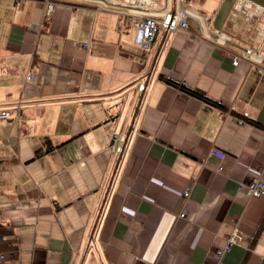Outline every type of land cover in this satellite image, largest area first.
<instances>
[{
  "label": "crops",
  "instance_id": "crops-1",
  "mask_svg": "<svg viewBox=\"0 0 264 264\" xmlns=\"http://www.w3.org/2000/svg\"><path fill=\"white\" fill-rule=\"evenodd\" d=\"M167 2L188 29L151 70L132 23ZM263 32L264 0H0V264H264Z\"/></svg>",
  "mask_w": 264,
  "mask_h": 264
},
{
  "label": "built area",
  "instance_id": "built-area-1",
  "mask_svg": "<svg viewBox=\"0 0 264 264\" xmlns=\"http://www.w3.org/2000/svg\"><path fill=\"white\" fill-rule=\"evenodd\" d=\"M21 1V0H15ZM55 6L54 3H49L47 6V10L51 11ZM133 27L135 29L134 41L141 48V50L146 52H151L150 58V67L151 70L155 69L156 65L159 62L160 57L165 52L168 47L170 34L174 30H187L188 22H187V14L186 10L178 8L173 9L169 2L165 8L159 12L158 15H139L133 21ZM264 36V32H263ZM261 42V41H260ZM83 47H87V43L81 44ZM255 51L252 46L245 48L240 54H234L232 59V64L237 65L241 57L245 56L248 59L251 57V54ZM149 78V77H148ZM35 79V74L28 70L25 73L23 89H28L30 85H32ZM148 88L147 82L139 81L137 83V91L139 93H144ZM10 116L9 108H0V120L7 119ZM241 119H238V122H241ZM129 143V133H118L116 130L111 131L109 136V147L114 152L115 155V165L119 166L125 150ZM219 171L223 170V166H219L217 168ZM262 169L259 170V173L254 176L250 181L246 184V192L248 196L256 197L263 194L264 182L261 178ZM190 188L189 186L185 187L182 192V196L187 198L189 195ZM102 203L100 204V209ZM101 212V211H100ZM179 216H184V214H180ZM241 241V237L236 230L230 233L225 243L222 247L215 251V256L218 260L230 250L231 246L234 244H238ZM3 253L0 251V262L3 261Z\"/></svg>",
  "mask_w": 264,
  "mask_h": 264
},
{
  "label": "trees",
  "instance_id": "trees-1",
  "mask_svg": "<svg viewBox=\"0 0 264 264\" xmlns=\"http://www.w3.org/2000/svg\"><path fill=\"white\" fill-rule=\"evenodd\" d=\"M163 79H164L168 84L173 85V86L179 88L181 91H183V92H185V93H187V94H189V95H191V96H194V97H196V98H198V99H200V100H203V101H205V102H207V103H210V104H212V105H214V106H217V107H219V108L222 109V110H226L225 107L222 106L220 103H218V102H216V101H214V100L208 98L207 96H205V95H203V94H201V93L195 91L194 89L189 88V87L186 86L185 84H179L178 82H176V81H174V80H172V79H170V78H165V77H163ZM249 122L252 123V124H257V123H255L254 121H251V120H250Z\"/></svg>",
  "mask_w": 264,
  "mask_h": 264
}]
</instances>
